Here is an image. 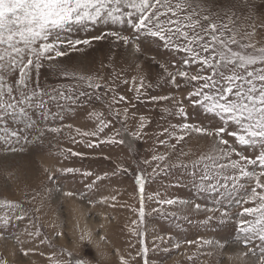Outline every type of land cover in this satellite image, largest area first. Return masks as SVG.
Segmentation results:
<instances>
[{"label": "snow or ice", "instance_id": "obj_1", "mask_svg": "<svg viewBox=\"0 0 264 264\" xmlns=\"http://www.w3.org/2000/svg\"><path fill=\"white\" fill-rule=\"evenodd\" d=\"M243 2L250 9L256 5V0H252L251 4L249 0ZM259 2L264 4V0ZM213 7H216L217 11L214 12ZM235 7L237 5L232 0H227L223 7L221 0H0V141L5 146V152H24L26 149L23 146L13 145H21L22 141L24 144H32L39 139L37 136L29 139V133L37 125V120L33 117L36 110H39L40 119L43 121H48L50 116L57 115L47 107L50 101L60 99L78 104L80 97H86L84 103H91V98L86 92H80L76 96L65 91L53 89L52 92H48L40 88L38 78L46 62H52L58 57H66L70 51H83L84 49L78 47L79 45L89 46L93 41L108 38L125 47L131 46L138 59L145 54V48L142 47L144 42H147V49H151L155 44L184 53V57L179 62L161 63L156 56H151L149 59L163 71V75H158L156 86H160V82H163L171 84L177 90L182 87L187 88L186 96L182 95L178 99L173 95H153L147 98L153 103L170 102L173 107H164L162 112L169 116H178L185 121L179 125L172 124L163 128L161 136L166 135L168 140L175 139L176 143H179L195 133L212 141L209 151L201 153L191 162L192 186L198 192L216 193L218 198L214 200V207H205L179 198L162 199L160 193L156 192L148 199L154 200L158 207L152 208L149 213L145 206V184L166 169L187 168L188 165L164 163L161 166L170 153L154 154L150 160H144L145 165L156 162V167L152 169L150 175L144 172L135 175L140 206L138 210L134 209L138 211L137 219L132 220L131 225L128 226L129 232L139 238L140 248L135 256L128 253L127 257L119 254L117 249L120 264H134L137 257L142 260V264H150V248L146 239L148 233L143 227L146 224V216L162 213L166 217L178 219L180 217L177 212H166L164 206L186 208L189 205L195 212L209 213L203 221L205 227L210 226L211 222L217 219L216 213H219L220 223L233 216L238 217L235 221V230L239 234L237 241L248 248L247 252L240 255L257 256L254 264H264V43L250 39L256 35L255 24L252 25L251 32H246L239 39L237 38V31L229 26L230 24L234 26L236 23L233 19L236 13L232 10ZM205 12L207 14H203ZM221 12L227 22L220 18ZM109 25L120 26L121 30L110 29L86 39H72L68 35L82 30L87 31L95 26ZM125 27L130 30L129 35L123 34ZM259 27L264 28V23ZM65 48L67 50H62ZM193 65L198 68L195 73L181 68V66L190 68ZM170 66L175 67L176 70L170 71ZM135 68L140 70L142 65L135 64ZM58 70L65 77L75 75L64 68ZM78 78L87 80L90 88L107 89L105 96L108 92L113 93L111 101L107 104V116L104 111L95 109L88 113L89 119L96 121L94 130L75 129L82 137L96 138L87 142L88 148L100 147L101 144L125 145V139H118L121 136L119 130L110 136L100 138L105 129L117 120L125 125L124 133L133 139H142L147 135V126L152 123V118L149 116H139L135 131L129 132L127 128L129 109L135 108L136 105L132 99L115 94L114 84L121 78L120 73H115L111 78L96 77L95 82L91 76ZM99 81L104 83L101 84ZM123 83L127 84L128 80H123ZM132 83L134 87L131 90L135 93L133 99L137 102L146 95L147 89L154 87L151 82L146 83V75L142 71H138L137 76L132 77ZM95 99L100 100L101 96H95ZM120 104L128 106L113 111V105ZM189 107H199L207 114L205 118L210 119V122L208 124L187 122ZM131 116L135 118L136 113L132 112ZM211 120L217 123L213 124ZM10 124L15 127H10ZM45 130L61 131L60 128ZM39 135L43 136L44 130H41ZM168 140L158 139L157 142L159 145H166ZM128 146L131 151V143ZM170 148L175 150L176 144H171ZM68 151L71 155H83L72 152L71 149ZM197 168L200 169L198 176L195 171ZM62 171L74 173L79 172L80 169L65 168ZM126 172L128 169L123 164H117V169L112 175ZM83 175L91 176L92 173L84 172ZM106 176H108L107 172L103 176H96V180H102ZM93 186L94 184H89L87 187L91 189ZM241 190L246 193V199L235 198ZM65 195L74 196L75 193L66 192ZM109 200L115 201L116 197L104 196L99 202L107 203ZM225 201H228L227 207L224 206ZM249 202L254 206L243 207ZM233 204L241 207L242 210L230 212L229 209ZM0 205L13 210V213L16 209L22 208L11 200H2ZM245 216L251 219H245ZM24 219L25 215L6 213L0 216V239L5 238L4 230L13 220ZM28 235L39 237L40 232L37 229ZM57 235L62 236L63 233ZM99 239L104 241L106 237L100 236ZM45 240L40 242L44 243ZM157 241L171 242V236L154 235L151 250H158ZM257 241L258 245L249 247ZM93 243L96 244L97 249H100L99 242L94 241L93 233L89 231L78 238L77 247ZM185 243L195 244L198 248L214 244L224 247L218 242L203 237ZM180 246V243L173 245L177 249ZM256 247L259 248L258 255ZM31 251L34 249L21 248L24 256H28ZM39 254L45 255L43 252ZM56 255V253L49 254L50 264H93L91 260L75 258L73 251L67 248L61 250V255L66 256V259H56ZM99 255L102 261L107 253L100 251ZM0 264H7V260H0ZM96 264H100V261Z\"/></svg>", "mask_w": 264, "mask_h": 264}, {"label": "rangeland", "instance_id": "obj_2", "mask_svg": "<svg viewBox=\"0 0 264 264\" xmlns=\"http://www.w3.org/2000/svg\"><path fill=\"white\" fill-rule=\"evenodd\" d=\"M225 2L227 0H221V7ZM232 2L237 5L232 9L236 13L233 18L236 23L234 26L231 24L229 26L237 31V38L239 39L246 32H251L252 25L255 24L256 35L250 39L264 43V28L259 27L264 23V4L256 0V5L250 9L245 6L243 0H232ZM251 3L252 0H249V4ZM212 10L215 12L217 8L213 7ZM220 18L227 22L223 12ZM110 29L121 30L120 26H95L87 31L82 30L68 35L72 39H86ZM123 34L129 35L130 30L125 27ZM146 44L147 42L142 43L145 54L138 59L131 46L125 47L112 38L93 41L89 46L79 45L78 47L84 49L81 52L70 51L66 57H58L52 62H46L40 70L38 78L40 88L48 92H52L53 89L65 91L76 96L80 92H86L91 98V103H84L86 97H80L78 104L60 99L50 101L47 107L57 115L50 116L48 121L40 119L39 110H36L33 118L37 120V125L29 133V139L33 136L39 139L32 144H24L22 141L21 145H13L23 146L26 149L24 152H5V146L0 141V201L11 200L22 206L13 213V210L0 205V216L6 213L25 215L24 220H13L12 224L4 230L5 238L0 239V260H7V264H50L48 256L51 253L57 254L56 259L67 258L61 255V250L64 248L73 251L75 258L88 259L93 261V264L97 261H100V264H120L117 249L119 254L126 257L128 253L135 256L140 248L139 238L130 233L128 228L131 221L138 217V211L134 209L138 210L140 206L135 175L138 172H144L146 175L152 174L156 162L145 165L143 161L150 160L154 154L170 153L161 166L167 163L186 164L188 167L166 169L145 184V206L149 213L152 208L158 207L154 200L148 199L156 192L160 193L162 199L179 198L199 203L205 207L215 206L214 200L218 198L216 193L198 192L192 186L193 169L191 166V162L196 160L201 153L209 151L212 141L208 137L195 133L185 137L179 143H176L175 139L168 140L166 135L161 136L163 128L172 124L179 125L185 121L178 116H169L162 112L164 107H173L170 102L153 103L147 98L153 95H173L178 99L182 95L186 96L187 88L182 87L177 90L171 84L163 82H160V86H156L158 75H163V71L149 59L151 56H156L161 63L179 62L184 57V53L165 49L155 44L151 49H147ZM135 64H141L142 69L137 70ZM58 68L67 69L69 73H75V75L65 77ZM181 68L192 73L198 70L196 65L190 68L181 66ZM169 70L175 71L176 69L170 66ZM138 71L146 75V83L151 82L154 85L153 88L147 89L146 95L140 102L133 99L135 93L131 90L134 87L132 77L137 76ZM115 73L121 74V78L114 84L115 94L132 99L136 105L135 108L129 109L127 122L129 132L136 130L141 115L151 117L152 123L147 126V135L142 139H133L124 133L125 125L121 121H114L113 125L105 129L100 138L110 136L119 130L121 136L118 139H125V145L101 144L100 147L88 148L87 142L96 138L82 137L76 133L75 129L94 130L96 121L89 119L88 113L95 109L104 111L107 116V104L111 101L113 93L108 92L105 96L107 89L90 88L87 80H81L78 77L91 76L95 82L96 77L111 78ZM125 79L128 80L127 84L123 83ZM99 82L104 83V81ZM95 96H101V99L96 100ZM185 104L187 105L186 100ZM127 106V104L113 105V111ZM132 112L136 113L135 118L131 116ZM188 113L187 122L189 123L208 124L210 122V119L205 118L207 114L203 113L199 107H189ZM108 118L111 119L110 116ZM211 123L215 124L217 121L211 120ZM10 127H15V125L10 124ZM50 128H60L61 131L45 130ZM41 130H44L43 136L39 135ZM158 139L168 140V144L159 145ZM129 143L132 146L131 151ZM171 144H176L175 150L170 148ZM69 149L83 155H71ZM105 157H110V159H105ZM117 164H123L128 172L113 176L112 173L116 171ZM65 168H77L80 171L66 173L62 171ZM195 171L198 176L200 169L197 168ZM84 172H91L92 175L85 176ZM105 172L108 176L102 180H96V176H103ZM89 184H94V186L89 189L87 187ZM250 187L249 182V192ZM66 192H73L75 195L66 196ZM104 196H115L116 200L100 203L99 201ZM235 198L246 199L247 195L241 190ZM224 206H228V201L224 202ZM253 206L251 202L243 205V207ZM229 210L239 212L242 208L233 204ZM164 211L177 212L180 218L166 217L162 213L146 216V224L143 227L148 233L146 239L150 248V264H254L257 260V256L251 254L240 255V253L247 252L248 248L237 241L239 234L235 230V221L238 217L233 216L224 223H220L219 213H216L217 219H214L210 226L205 227L203 221L209 213L195 212L191 205L186 208L164 206ZM244 218L251 219L247 216ZM37 229L40 232L39 237L28 235ZM89 231L93 233L94 241L99 242L100 249H97L95 243L77 247L78 238ZM57 233H63V235L58 236ZM156 234L170 235L171 242L157 241L158 250H151L153 236ZM100 236H105L106 240L100 241ZM199 237L218 242L224 247L221 248L214 244L198 248L195 244L185 243L189 240L195 241ZM41 240L45 242L41 243ZM175 243H180L179 249L173 247ZM255 245H258V241L253 242V245L249 247ZM21 248L34 249V251L24 256ZM100 251L107 253L102 261ZM40 252L45 255L41 256ZM256 252L258 255V247H256ZM189 257L192 258L189 259ZM134 264H142V260L137 257Z\"/></svg>", "mask_w": 264, "mask_h": 264}]
</instances>
